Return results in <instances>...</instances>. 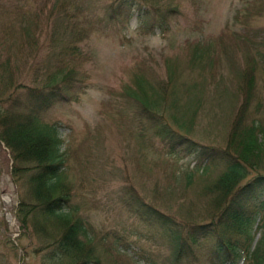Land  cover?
<instances>
[{"label": "rangeland", "instance_id": "rangeland-1", "mask_svg": "<svg viewBox=\"0 0 264 264\" xmlns=\"http://www.w3.org/2000/svg\"><path fill=\"white\" fill-rule=\"evenodd\" d=\"M112 1L0 0V71L1 62L8 60L14 81L34 85L47 69L68 60L74 64L77 72L69 99L42 115L44 123L56 128L57 153L63 160L61 184L70 188L72 215L87 228L92 238L87 246L100 254V264H148L142 258L139 263L136 260L145 252L158 264H169L167 249L146 238L145 225L128 211L121 197L132 189L180 219L179 203L197 204L191 191L201 182L196 174L184 190L186 171L201 162L182 151L169 155L154 137L140 138L138 122L145 118L136 115V104L125 90L136 88L139 73L152 83L167 80L172 73L178 88L177 108L164 112L168 116L182 113L179 106L194 97L183 91L198 84L195 97L201 102L196 108L190 103L195 110L191 133L200 142L216 143L227 133L237 109V102L231 108L219 104V92L223 86L233 88L237 68L251 66L255 98L245 122L253 118L263 122L264 44L256 43L264 40V0H135L141 9L128 19H104V8ZM143 20L150 25H141ZM59 21L62 26H82L86 34L77 43L79 52L51 55L47 32ZM23 26L31 29L30 41L23 36ZM56 30L61 33L63 27ZM234 33L248 38L242 40ZM20 34L21 52L11 47ZM196 49L203 50L193 61ZM191 111L181 119L187 120ZM8 153L0 142V264H73L70 256L50 257L54 242L32 219V211L22 228L19 203L23 198L32 201L28 171L12 176ZM218 171V167L210 168L207 175L212 178ZM251 229L255 240L260 233L257 221ZM232 264H242V258Z\"/></svg>", "mask_w": 264, "mask_h": 264}, {"label": "trees", "instance_id": "trees-1", "mask_svg": "<svg viewBox=\"0 0 264 264\" xmlns=\"http://www.w3.org/2000/svg\"><path fill=\"white\" fill-rule=\"evenodd\" d=\"M140 5L135 0H114L105 6L103 18L128 19L141 9ZM67 21L71 22V17ZM243 23L247 24L245 20ZM141 25L150 24L143 20ZM56 26L63 27L61 33ZM81 27L76 23L62 26L57 22L55 28L47 32L52 40L51 55L79 52L77 43L86 34ZM22 30L24 38L33 39L29 26H23ZM234 35L242 40L248 38L239 33ZM23 36L20 34V40L15 39L11 47L21 52ZM257 42L264 44V40ZM202 50L196 49L195 54L200 56ZM261 57L264 61V53ZM68 61L66 65L47 69L44 77L34 85H27L24 80L14 81L8 60L1 62L4 68L0 71V142L10 153L11 175L21 176L23 170L28 171L25 176L32 201L26 202L23 198L19 203V211L24 214L22 228L26 227L32 211V219L54 242L51 257L65 255L71 257L73 264H100V254L87 246L91 239L87 238L85 243L80 237H88L87 228L72 215L68 206L70 188L61 184L63 160L57 153L56 128L42 120V115L55 103L69 99L67 94L77 71ZM197 86L193 83L183 91L194 97L185 106H179L182 113L168 116L164 112L177 108L178 88L172 73L167 80L154 83L139 77L135 89L125 90L126 97L136 104V115L145 118L144 122H138L140 138L154 137L169 155L182 151L201 162L186 171L183 185L186 190L193 184L196 174L201 179L199 186L191 191L195 192L197 204L192 200L179 203L183 209L178 208L180 219H177L171 211H161L156 204L147 202L129 188L121 201L145 225L146 238L167 249L169 264H232L239 258L242 264H264V121L253 118L249 124L245 122L255 98L254 68H237L233 88L228 90L223 86L220 90L222 100L219 104L231 108L237 102V109L227 133L216 143L206 144L192 136L195 110L190 103L196 108L201 102L195 97ZM8 100L10 103L5 106ZM188 111H191L189 118L181 119ZM216 167L219 171L211 178L208 171ZM257 218L260 233L254 240L251 227ZM139 258L148 264H158L146 252L138 254V263Z\"/></svg>", "mask_w": 264, "mask_h": 264}]
</instances>
